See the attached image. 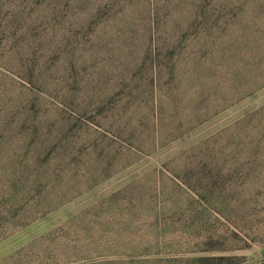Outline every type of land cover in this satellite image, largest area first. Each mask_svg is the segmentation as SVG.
Returning a JSON list of instances; mask_svg holds the SVG:
<instances>
[{"label":"rangeland","instance_id":"1","mask_svg":"<svg viewBox=\"0 0 264 264\" xmlns=\"http://www.w3.org/2000/svg\"><path fill=\"white\" fill-rule=\"evenodd\" d=\"M172 6L167 0H117L83 28L74 24L83 21L78 11L75 17L48 18L42 25L33 9L22 15L26 0H2L0 264H175L194 254L195 236L201 233L192 227L203 224L197 218L202 211L204 231L226 230V221L208 210L187 183H193L192 175L186 177L181 166L167 164V156L187 146L183 140L160 141L152 130L143 129L144 145L136 147L133 137L122 132L125 123L112 117L109 107L99 114H81L52 93L35 92L37 114L30 113L34 121L25 120L27 108L7 113L3 106L15 104L18 96L21 100L20 91L28 83L17 72L43 64L34 61L38 56L47 65L94 69L93 76L87 72L83 80L96 87L79 85L82 99L92 96L91 91L98 98L100 87L114 84L119 70L144 65L149 52L166 45L191 51V41L174 44L179 38L172 32L182 16ZM55 25L80 35L72 39ZM213 29L208 65L234 58L230 63L264 67V0L236 1ZM27 31L29 36H24ZM35 40L43 43L41 52L36 43L31 45ZM68 41L72 45L65 48ZM262 103L264 90L239 110L221 111L212 124L203 125L200 135ZM238 254L252 264L264 261L261 245Z\"/></svg>","mask_w":264,"mask_h":264},{"label":"trees","instance_id":"2","mask_svg":"<svg viewBox=\"0 0 264 264\" xmlns=\"http://www.w3.org/2000/svg\"><path fill=\"white\" fill-rule=\"evenodd\" d=\"M114 1L117 0H26L22 15L27 8L33 9L35 21L43 25L48 18L55 21L62 15L75 17L78 11L83 21L74 24L88 28L87 21L98 16L102 8L112 6ZM236 1L167 0L182 16L181 24L175 25L172 32L179 38L174 44L179 47L191 41V51L179 52L166 45L149 52L144 65L130 71L119 70V79L114 84L100 87L98 98L94 91H91L92 96L83 95L82 99L77 93L79 85H85L87 90L95 89V85L83 80L87 72L93 76L94 69L55 65L54 62L47 65L44 57L38 56L34 61L43 64L23 67L17 72L28 83V87L20 91L21 100L18 96L15 104L3 103L7 113L18 106L27 108L29 113L25 120L34 121L30 113L37 114L35 92L52 93L81 114L92 111L99 114L109 107L112 117H120L125 123L122 132L133 137L131 143L136 147L144 145L143 129L152 130L160 141L183 140L187 146L167 156V164L181 166L182 175L186 177L192 175L193 183H187L199 195L202 204L226 221L227 226L223 231H204L206 222L202 211L197 218L200 222L203 220V224L192 227L193 231L201 233L195 236L196 243L191 250L194 254L178 258L175 264H252L238 252L254 244L264 247V103L248 106L224 125L200 135L203 125L212 124L221 111L239 110L264 90L263 66L230 63L234 58H228L229 63L208 65L212 56L207 51L213 46L215 34L213 26L221 13L226 15ZM1 5L2 0L0 12ZM210 5L216 7L214 12L210 11ZM159 13L160 9L154 15ZM65 26L54 27L68 32L72 39L79 37L80 33H72ZM29 34L27 31L24 36ZM36 41L31 45L36 43L38 53L43 43ZM70 45V41L63 43L65 48ZM56 54L60 53L54 52L58 57ZM74 60L71 58V62Z\"/></svg>","mask_w":264,"mask_h":264}]
</instances>
